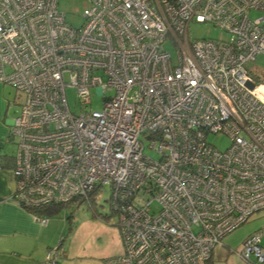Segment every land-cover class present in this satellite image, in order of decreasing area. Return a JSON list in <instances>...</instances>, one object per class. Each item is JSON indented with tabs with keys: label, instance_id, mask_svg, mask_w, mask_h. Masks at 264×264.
Masks as SVG:
<instances>
[{
	"label": "built area",
	"instance_id": "2783aa9c",
	"mask_svg": "<svg viewBox=\"0 0 264 264\" xmlns=\"http://www.w3.org/2000/svg\"><path fill=\"white\" fill-rule=\"evenodd\" d=\"M89 2L76 28L59 0H0V82L24 95L11 200L37 210L110 186L124 252L107 264H208L264 212V76L248 69L264 56V0ZM193 23L228 39H193ZM237 256L264 264L261 235Z\"/></svg>",
	"mask_w": 264,
	"mask_h": 264
},
{
	"label": "rangeland",
	"instance_id": "374dc122",
	"mask_svg": "<svg viewBox=\"0 0 264 264\" xmlns=\"http://www.w3.org/2000/svg\"><path fill=\"white\" fill-rule=\"evenodd\" d=\"M59 8L66 14V19L69 24L76 28H81L85 23V15L90 9V2L89 0H59ZM256 15L254 13L251 17L254 18ZM190 35L193 39L197 40L228 39L226 33L208 24L193 23L190 28ZM165 46L167 51L171 53L173 59L176 60L177 54L175 47L170 42H166ZM248 69L254 75L263 77L264 56H259L256 61L250 63ZM4 86L6 88V96L13 103L10 113V116L13 117L18 113L19 108H21L24 95L10 85ZM66 95L71 111L73 113H80L82 106L79 102L77 91L73 88H68ZM91 97L93 101L91 109L96 111L101 110L103 107L102 95L99 96L97 91L93 89L91 91ZM208 141L219 150H225L230 146L229 138L224 135H212L208 138ZM16 143V140L9 141L7 138L4 144L0 146L3 155L15 157L18 150ZM145 144L147 145V143ZM111 195L110 186H105L92 205L93 207L86 202L76 200L70 202L59 213L51 217L48 220L51 222L50 232L58 240L57 244L51 250H55L63 238L65 242L61 251L66 250L71 258L78 255H104L103 260L107 264L108 259L123 254L124 249L121 243L120 229L117 226V215L113 213L110 203ZM255 217L223 240V244L218 246L214 251L213 264H226L230 259L240 260L237 252L241 250L246 233L257 221Z\"/></svg>",
	"mask_w": 264,
	"mask_h": 264
},
{
	"label": "crops",
	"instance_id": "0c3cea01",
	"mask_svg": "<svg viewBox=\"0 0 264 264\" xmlns=\"http://www.w3.org/2000/svg\"><path fill=\"white\" fill-rule=\"evenodd\" d=\"M4 85L0 83V146L9 138L13 122L22 109L21 106L15 116H10L13 103L6 96ZM0 153L3 157L6 156L3 155L1 147ZM4 164L9 163L4 159ZM14 192L15 184L10 169H0V264H45L50 250L58 242L57 237L51 235V222L42 225L33 213L13 202L11 197ZM255 218L257 221L246 233L244 240L252 234L259 233L261 245L264 247V212H261L260 216L256 215ZM104 257V255H78L71 258L64 250L55 264H106ZM226 264L243 263L240 260L230 259Z\"/></svg>",
	"mask_w": 264,
	"mask_h": 264
},
{
	"label": "trees",
	"instance_id": "16d2710c",
	"mask_svg": "<svg viewBox=\"0 0 264 264\" xmlns=\"http://www.w3.org/2000/svg\"><path fill=\"white\" fill-rule=\"evenodd\" d=\"M1 158H2V164H1L2 167H1V169H10V171H12L13 161H14L13 157H8V156H4L3 157L2 156ZM4 159H5V161H7L9 163L8 165L4 164ZM99 193H101V192L99 190H96V191H94L91 194V196L88 199V201H84V200H80V201L81 202H86V203H88V204H90L92 206L94 204L95 200L97 199V197L99 196ZM68 204L50 205V206H46L44 208H40V209H37V210H28V211L33 213L36 217H39V218L46 217L47 219H49V218L53 217L55 214L59 213L62 210V208L66 207ZM64 242H65V239L62 238L58 248H63ZM213 258H214V253H213V256H212V258H211V260L209 261L208 264H213Z\"/></svg>",
	"mask_w": 264,
	"mask_h": 264
}]
</instances>
